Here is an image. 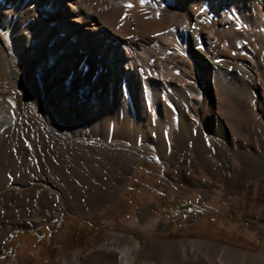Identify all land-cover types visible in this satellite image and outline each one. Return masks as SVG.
<instances>
[{
	"label": "rangeland",
	"instance_id": "obj_1",
	"mask_svg": "<svg viewBox=\"0 0 264 264\" xmlns=\"http://www.w3.org/2000/svg\"><path fill=\"white\" fill-rule=\"evenodd\" d=\"M16 14L0 7V40L14 53L20 76L17 84L0 45V108L8 113L0 114V264H58L65 256H73V264H117L118 247L131 249L133 240L138 244L137 252L131 250L134 264H206L213 243L252 254L263 251L264 54L253 48L252 37L242 42L252 47L250 60L241 61L249 72L242 82L233 78L239 92L227 95L224 107L217 104L206 66L196 65L194 81L187 85L194 95L191 115L177 95L168 96L190 119V125L179 122L169 150L162 131L170 112H163L159 102L148 113L137 115L133 106L124 117L110 116L105 126L103 114L87 112L96 96L92 85L81 79L68 83L64 68L47 63L54 50L16 53L15 28L5 26ZM206 29L223 34L219 23ZM221 60L223 66L230 61ZM38 69L45 71V92L35 77ZM220 72L222 80H230V74ZM34 103L48 122L66 123L75 137L111 131L133 145L140 138L159 145L161 152H142L137 161L123 162L108 148L109 153L55 145ZM181 202L188 203L185 209H177ZM111 243L116 247L109 250ZM179 243L193 245L194 252L183 255Z\"/></svg>",
	"mask_w": 264,
	"mask_h": 264
},
{
	"label": "bare ground",
	"instance_id": "obj_2",
	"mask_svg": "<svg viewBox=\"0 0 264 264\" xmlns=\"http://www.w3.org/2000/svg\"><path fill=\"white\" fill-rule=\"evenodd\" d=\"M117 1L115 7L111 0H0V7L13 8L17 13L15 19L5 21L8 30L15 28L11 39L18 47L16 53L34 55L38 51L54 50L46 59L47 63L58 65V69L64 68L61 73L66 75L68 83L81 79L92 85L96 96L89 103L87 112L90 116L103 114L105 126L110 116L124 117L133 106L137 115L142 113L140 110L148 113L159 102L163 112H170L162 131L165 145L170 150L174 136L180 131L179 122L189 124L190 119L181 105H173L168 96L177 95L191 115L189 102L194 101V95L187 85L194 81L196 65L198 68L206 66L209 70L219 107L225 105L227 95L235 90L238 93L239 87L232 80L237 77V81L242 82V76L249 72L241 61L250 60L252 48L244 47L242 42L247 36L252 37L253 48L264 54V0ZM66 13H71L69 19ZM214 23L221 24L223 34L206 29L208 24ZM28 27L30 34L26 32ZM49 38L52 44L47 46ZM213 39L215 41L210 45L208 42ZM2 40L0 45L7 59V71L18 84L20 76L14 64V53L8 51ZM201 50L210 56L205 57ZM212 51L220 52L221 56ZM222 58L230 60L227 66L221 64ZM42 70L38 69L35 77L44 91L45 71ZM220 71L230 74V80H222ZM7 99L13 107V97L8 95ZM107 103L112 105L110 111L103 109ZM34 106L55 145L66 143L79 149L96 147L106 152L108 148L123 162L137 161L136 155L142 152L147 155L152 150L161 152L159 145L156 147L142 138L133 145L115 137L111 131L100 137H75L66 123L48 122L42 112L44 109L41 110L37 103ZM217 113L213 112L218 117ZM0 114L6 116L8 113L0 108ZM179 244L183 255L194 252L193 245ZM211 245V255L205 254L206 264H264V249L252 254ZM113 247L116 246L111 243L106 248L111 250ZM131 250L138 251L134 240L131 249L125 245L118 247L120 256L116 263L134 264ZM58 264H73V256L63 257Z\"/></svg>",
	"mask_w": 264,
	"mask_h": 264
},
{
	"label": "trees",
	"instance_id": "obj_3",
	"mask_svg": "<svg viewBox=\"0 0 264 264\" xmlns=\"http://www.w3.org/2000/svg\"><path fill=\"white\" fill-rule=\"evenodd\" d=\"M186 204H188V203H186V202H181L180 204L177 205V209H185V208H184V205H186Z\"/></svg>",
	"mask_w": 264,
	"mask_h": 264
},
{
	"label": "snow or ice",
	"instance_id": "obj_4",
	"mask_svg": "<svg viewBox=\"0 0 264 264\" xmlns=\"http://www.w3.org/2000/svg\"><path fill=\"white\" fill-rule=\"evenodd\" d=\"M141 2H143V0H141Z\"/></svg>",
	"mask_w": 264,
	"mask_h": 264
}]
</instances>
